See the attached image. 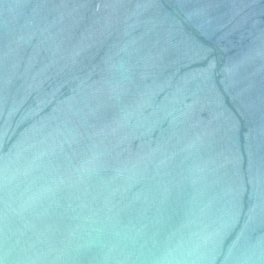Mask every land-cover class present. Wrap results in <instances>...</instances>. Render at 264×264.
I'll use <instances>...</instances> for the list:
<instances>
[{
    "label": "water",
    "instance_id": "1",
    "mask_svg": "<svg viewBox=\"0 0 264 264\" xmlns=\"http://www.w3.org/2000/svg\"><path fill=\"white\" fill-rule=\"evenodd\" d=\"M0 264H264V0H0Z\"/></svg>",
    "mask_w": 264,
    "mask_h": 264
}]
</instances>
